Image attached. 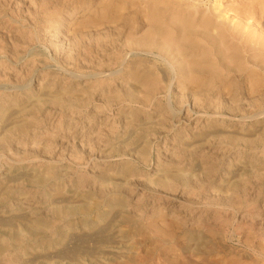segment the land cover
Returning a JSON list of instances; mask_svg holds the SVG:
<instances>
[{
  "label": "bare ground",
  "instance_id": "obj_1",
  "mask_svg": "<svg viewBox=\"0 0 264 264\" xmlns=\"http://www.w3.org/2000/svg\"><path fill=\"white\" fill-rule=\"evenodd\" d=\"M77 1L82 9L89 11L92 3H104L82 24L90 30H100L105 43L116 42L117 52L107 59L111 67L106 71L102 66L94 67L96 73L86 76L88 90L83 98L76 92L78 83L59 86L60 89L51 93L49 90L41 92L43 86L38 80L37 90L32 89V80L28 84L31 89L22 95H15V100L12 101L8 95L1 97L0 148L7 146L14 137L25 134L30 128L29 123L37 125L33 114L43 103L50 102L57 108L68 107L79 115L80 110L94 100L95 90L103 92L106 88L110 93L103 101L105 104H100L96 112L108 109L109 100L120 105L115 112L112 111L110 120L99 122L97 129L93 128L97 121L93 115L95 111H87L86 118L91 123L81 142L87 146L88 153L85 152L90 158V166L88 163L85 165L90 173L89 179H92L89 188L81 187L84 180L80 179L82 176H77L68 195L69 191L61 186L63 172L54 161L46 158L37 160L38 167L34 165L25 174L18 172L16 175L18 169L11 166L10 178L3 181L4 177L1 179L0 176V211L7 212L0 215V230L3 232L0 237V261L8 256L21 260L33 248L28 242L30 239H51L55 235L59 239L63 236L67 251L76 241L68 233L74 225L72 217L78 211L77 207L82 206V200L86 202L87 196L90 198L94 190L100 198L94 208L98 210L106 206L109 212L116 208L114 213L111 212L114 216L110 214L108 217H113V220L115 217L123 218L130 207L137 212L139 219H153L171 211L169 215L182 231L180 233H191L186 229L188 223H195L203 231L217 225L220 231L236 223L234 231L240 229L239 222L246 216L251 225L255 222L260 224L258 219L264 216V203L258 202L257 198L262 186L255 190L254 184L264 182V43L248 41L243 30L251 28L264 34V0H250V7L236 11L223 5V0ZM207 1H210L209 6L205 5ZM231 11L232 16L229 15ZM240 25L241 29L238 28ZM106 49L103 47V50ZM115 80L120 81L123 90L111 87ZM18 89L21 87L18 86ZM68 91V97L64 98ZM64 126L58 120L56 133L64 130ZM101 126L105 127L102 129ZM166 127L174 131L172 140L163 141L162 146H153L157 138L167 134ZM160 129L166 130L164 135ZM33 136L35 140L36 132ZM75 137L73 134V139ZM74 145L79 146L78 143ZM49 146H45L48 151ZM3 165L4 159L0 157V169ZM36 168H41V171L37 172ZM24 176L29 177L31 185L38 186L42 206L51 219L22 212L19 199L17 203H12L10 195L14 184L21 185L19 180ZM135 179H140L141 189L151 194L150 201L144 200L145 205L142 202L144 193L137 195L135 190L125 200L122 198V187L132 186ZM251 192L256 194L250 195ZM175 197L180 198V208L187 206L182 216L177 215V210L166 211L167 208L172 209L168 202ZM250 205H256L259 210L247 209L240 214L239 209ZM107 213L102 211L101 215ZM88 216L89 213L82 212L81 223L86 224ZM110 223L106 227L101 225V230L97 227L89 233L95 237L105 228L111 229L113 225ZM194 234L191 233L187 240L189 251H194L201 243V237ZM259 234L263 239L264 234ZM64 247L61 249L65 251ZM11 249L16 253L10 255ZM74 249L77 250L76 246Z\"/></svg>",
  "mask_w": 264,
  "mask_h": 264
},
{
  "label": "rangeland",
  "instance_id": "obj_2",
  "mask_svg": "<svg viewBox=\"0 0 264 264\" xmlns=\"http://www.w3.org/2000/svg\"><path fill=\"white\" fill-rule=\"evenodd\" d=\"M57 1L0 0V103L2 101L1 97L4 95H8L13 101L15 100L13 99L15 98V95H22L24 92L29 91L31 88H29L28 84H30L29 82H32V80V89L37 90L38 86L36 87V85L40 83L43 86L41 92L43 90L44 92L45 90H49L51 93H55L57 89H60L58 88L59 86L68 85L69 83H74L76 85L78 83L77 87L79 88H77L76 92L79 94L78 96L80 98H83L85 97V91L88 90L87 85L85 84V81H88L86 80V76L92 72L96 73V69L94 67L96 65L102 66V69L105 71L111 67L110 61L107 59H109L112 54L117 52L118 46L116 45V42L109 41L105 43V37L100 30L95 28L90 30L82 24L94 10L99 8V6L104 3H92L93 7H91V10L89 11L87 9H82L83 7H81L77 0ZM250 4V0L249 2L248 0H223V5H227L232 11L248 8L250 7ZM205 5L209 6L210 1H207ZM232 11L229 13L230 16L233 15ZM79 23L83 27H81ZM238 28L241 29V25ZM243 31L246 32L245 37L248 41L264 43V34H260L251 28ZM7 34L8 36H6ZM103 47L108 49L103 50ZM12 61L14 62L12 63ZM38 61H40L39 64ZM22 66L25 67L23 68ZM17 74H19V77ZM72 74L77 75L75 76ZM79 74L81 76H79ZM37 80L38 83H36ZM46 84L49 86H45ZM18 86L21 87V89H18ZM24 86L26 87L24 88ZM111 87H116L120 90L124 89V86L119 80L113 81ZM106 90V88L103 92H100L98 89L95 90V93L93 94L94 100H90V103L80 110L79 115H77L76 112H71L68 110L67 106V108H57L54 107L50 102L43 103V106L40 105L36 109L37 111H35L33 114L34 118L37 119V125L29 123L28 127L30 128L25 134L14 137V139L10 141L7 146L0 148V157L4 159V165L0 169L1 179L4 177L2 180L6 181L5 179L10 178L8 174L9 167L11 166H13L12 169H18L16 175H18V172L25 174L27 171H30L34 165L38 167L39 161L37 160L46 158L54 161L63 172L64 180L61 182V186L65 187V191H69L67 193L68 195H70L72 191L71 184L76 182L77 178L80 176H82L80 179L84 180L83 185L80 186L83 188H89L90 181L92 179H89L91 178L90 173L87 171V168H85V165L88 163V167L90 166V158L87 154V146L85 144L83 145L81 142V140L85 138L83 135L88 133L91 123L87 121V111L92 113L95 111L93 115L97 118L96 120L98 122L96 121V123H94L93 128L96 127L94 129H97L99 127L98 125H100L99 122L103 120H110L113 116L112 111L115 112V110L120 105L119 102L116 103L115 101L109 100V108L112 110L109 111V108L107 107L108 109L96 112V109L100 106V104H105V97L110 93ZM68 94L69 91L67 94H65L66 96L64 95V98H67ZM58 120H61V124L65 125L63 128L68 127L69 130H66L65 128L61 132L56 133L55 128L56 122ZM93 120H95V118ZM25 121L27 124L28 120L26 119ZM53 121L54 123H52ZM101 127L103 129L105 126ZM166 130L167 134L157 138L153 146H156L157 144L162 146L163 141L165 142L166 140L167 142L172 140L171 136L174 131L167 127ZM166 130L160 129V132H162L164 135ZM33 132H36L37 135L35 140H33ZM45 132H48V134ZM72 133L76 135L74 139ZM104 134H107V131L104 132ZM76 142L79 145L78 147H75L74 145L77 144ZM47 144L50 145L48 148L49 151L45 149ZM41 147H43V149ZM69 147L70 149H68ZM74 151L76 154H74ZM96 151H98V149H96ZM94 154L96 156V153ZM147 168L149 169V167ZM39 169L41 171V168H36V171L39 172ZM28 179L29 177L24 176L19 180L22 181L21 185L14 184L12 193L10 195L12 203H17V200L19 199V201L22 202V212L25 211L26 213H31L33 216L38 215L45 218L46 220L51 219V215H47L48 213L42 206V194L37 188L38 186L31 185ZM139 180L135 179L136 183L134 182L132 186L122 187L121 194L123 196V200H125V198L129 197L131 192L133 193L134 190V193L137 195L144 193L142 202L145 205V201L151 200V194L149 191L141 189L142 185L139 184ZM254 186L255 190H257V187L262 186L261 194L257 199L258 202L263 204L264 182L254 184ZM252 193L253 192H251L250 195H252ZM254 194L256 193L254 192L253 195ZM98 201H100V198L98 197L96 190H94L92 192V196L90 198L87 196V201L85 202L82 200V206L77 207L78 211H76L72 217V222H74V225L68 230V233H71L75 237L74 240L77 242L74 241L75 244L73 243V245L67 249V251L65 248L66 241L64 242L63 236L60 239L57 235L53 236L51 239L40 238L32 240L28 238L30 239L28 242L30 245H33V248L29 249V251L23 255L24 258L21 257V260H14L10 259L11 257L8 256L5 260L0 261V264H26L29 260L30 261L28 264H264V238L262 239L260 237L261 235L259 234H264V216L258 219L261 221L258 225L257 222L251 225L248 216H246L243 221L239 222L241 225L240 229H236L234 231L233 226L236 223L227 225L224 229L225 231H219L218 225L213 227L209 226L207 231H203L200 226L196 225L195 223H188L186 225V229L190 230L191 233H195V236L201 237L200 245L195 248L194 251H189L186 248V244L191 233H180L182 231L179 230V227L176 225L171 215H169L171 214V211L169 210H177V215H181L187 208V206L184 207V209L180 208V198L175 197L174 199H170L168 203L170 206H172V209H166V211H169L168 214L166 212L165 214L163 213L162 215L153 217V219L155 218L154 221L153 219H139L137 217V212L131 210L130 207L124 212L123 218L115 217L113 220V217H108H110V214L116 211V208H113V210L110 212L106 206L96 210L94 205ZM243 205L245 206L244 203ZM247 209L248 211L252 209L259 210L256 205H250L249 207H242L239 209L240 214H244ZM84 211L89 213L88 222L86 224L81 223V214ZM102 211L109 213L102 216ZM6 214V211H0V215ZM108 219L111 222L110 225H113L111 229L107 230L105 228L106 232L103 231L104 233L102 232L101 234H96L98 237L96 235L94 237V235L90 234V231L94 228L96 230L98 227L97 229L101 230V225L106 227L109 223ZM107 221L108 223H106ZM244 222L245 224L243 225ZM24 224L25 222L22 223V225ZM156 226H160L162 230H160V227L156 228ZM116 229H118V231ZM115 232L119 233L116 234ZM163 232L168 235H165V233L163 234ZM99 235L102 236L100 237ZM1 236H3L2 230H0V237ZM76 236L80 238H77ZM108 236L110 237L108 238ZM103 237H105V239ZM96 238H99L98 241ZM91 240L95 241V243H93ZM102 241L104 243H102ZM62 242L63 244H61ZM78 242L79 244L81 242V244L78 245ZM75 246L77 250H73V247L75 248ZM61 247H64L65 251L62 250L63 248L61 249ZM68 250L71 251L68 253ZM47 251L48 254H46ZM62 251L65 253L63 254ZM35 252L37 253L35 256H33ZM71 252L73 255L70 254ZM15 253V250L11 249L9 254L13 255ZM56 253L59 254V256ZM35 257L38 258L35 259ZM47 258L50 260V262L47 260Z\"/></svg>",
  "mask_w": 264,
  "mask_h": 264
}]
</instances>
